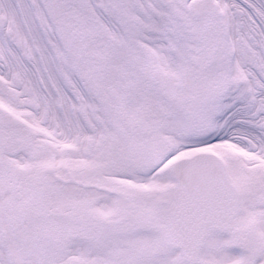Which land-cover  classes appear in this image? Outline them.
<instances>
[{"label":"snow or ice","instance_id":"snow-or-ice-1","mask_svg":"<svg viewBox=\"0 0 264 264\" xmlns=\"http://www.w3.org/2000/svg\"><path fill=\"white\" fill-rule=\"evenodd\" d=\"M0 264H264V0H0Z\"/></svg>","mask_w":264,"mask_h":264}]
</instances>
